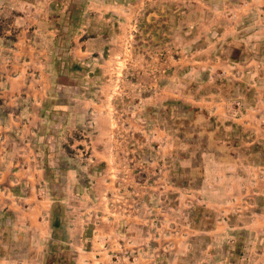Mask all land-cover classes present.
<instances>
[{"label": "rangeland", "instance_id": "rangeland-1", "mask_svg": "<svg viewBox=\"0 0 264 264\" xmlns=\"http://www.w3.org/2000/svg\"><path fill=\"white\" fill-rule=\"evenodd\" d=\"M210 1L0 0V261L264 264V37Z\"/></svg>", "mask_w": 264, "mask_h": 264}, {"label": "crops", "instance_id": "crops-1", "mask_svg": "<svg viewBox=\"0 0 264 264\" xmlns=\"http://www.w3.org/2000/svg\"><path fill=\"white\" fill-rule=\"evenodd\" d=\"M209 9L217 12L216 16L210 18V25L214 26H223L222 33L225 35L236 34L240 35L238 26L248 18V16L255 18L256 25L253 30H250L249 33L253 32L252 37H264V0H211L208 2ZM257 27V28H256ZM221 33V34H222ZM248 113L243 114L244 116L237 120L239 126L242 130L249 134L253 139L263 141L264 140V100L259 98L258 102L252 109L247 111ZM29 200H33L34 204L29 205L28 207H22L23 209L29 211H34L38 213L40 217L44 213H48L52 204L51 199L41 198L38 195L30 196ZM32 213V212H30ZM19 215H17L18 217ZM264 219L261 217L252 218V220L246 225V228L252 233H261L264 232V225L260 227V221ZM47 222L43 221V226L41 229H34L32 238L34 240H27L26 246L31 250H37L36 255L31 256L30 253L24 258H20L18 261L19 264H42L44 258V249L45 243L48 240V235H45L44 229L47 230ZM32 227L26 224V233H30ZM24 232V233H25ZM25 233V235H26ZM24 235V234H23ZM37 235V236H36ZM25 238V237H24ZM0 264H10L11 261L7 258L3 261H0Z\"/></svg>", "mask_w": 264, "mask_h": 264}, {"label": "trees", "instance_id": "trees-1", "mask_svg": "<svg viewBox=\"0 0 264 264\" xmlns=\"http://www.w3.org/2000/svg\"><path fill=\"white\" fill-rule=\"evenodd\" d=\"M2 104V99L0 98V105Z\"/></svg>", "mask_w": 264, "mask_h": 264}]
</instances>
